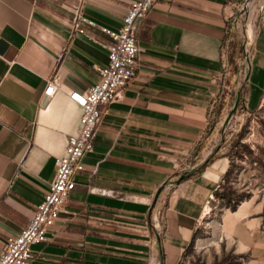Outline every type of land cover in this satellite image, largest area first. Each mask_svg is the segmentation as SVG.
<instances>
[{
    "label": "crops",
    "instance_id": "0c3cea01",
    "mask_svg": "<svg viewBox=\"0 0 264 264\" xmlns=\"http://www.w3.org/2000/svg\"><path fill=\"white\" fill-rule=\"evenodd\" d=\"M132 1L84 0L83 10L117 27ZM244 1L159 0L140 20L137 77L105 107L86 168L30 264L187 263L233 163L213 151ZM80 2L0 0V253L43 201L81 124L83 107L69 91L90 88L97 67L109 62L107 48L73 31ZM256 19L245 101L251 111L264 103V7ZM90 32L105 38L98 27ZM55 70L63 87L46 95ZM221 224L243 256L237 264H264V197L226 209Z\"/></svg>",
    "mask_w": 264,
    "mask_h": 264
},
{
    "label": "built area",
    "instance_id": "2783aa9c",
    "mask_svg": "<svg viewBox=\"0 0 264 264\" xmlns=\"http://www.w3.org/2000/svg\"><path fill=\"white\" fill-rule=\"evenodd\" d=\"M83 1L72 8L73 31L87 34L91 40L107 48L109 62L97 67L99 80L90 88L85 91H69L70 97L83 107L81 124L76 134L69 135L66 154L57 159L55 177L29 223L18 234L7 238L0 253V264H30L35 255L33 246L48 239L49 228L59 218L70 192L76 187L77 175L86 168L84 157L94 148L96 131L105 107L111 102L120 100L123 90L137 77L142 52L138 41L140 20L159 2V0H133L128 6L122 24L109 27L99 25L94 18L88 16L83 10ZM95 27L101 30L105 38L90 32V28ZM246 52L244 73L247 80L251 49H247ZM62 87L61 76L55 70L48 78L44 92L46 95H53ZM214 198L213 195L211 199Z\"/></svg>",
    "mask_w": 264,
    "mask_h": 264
},
{
    "label": "rangeland",
    "instance_id": "374dc122",
    "mask_svg": "<svg viewBox=\"0 0 264 264\" xmlns=\"http://www.w3.org/2000/svg\"><path fill=\"white\" fill-rule=\"evenodd\" d=\"M263 4L264 0L243 2L239 20L236 21L239 26L238 37L229 49L232 71L230 83L233 86L222 117V127L218 128L217 147L213 153L225 152L233 158L230 172L219 191L221 194L231 192L232 197H236L235 194H243L244 198L253 194L264 197V103L254 111L246 107L247 80L244 73L246 50L251 49L253 39L251 29L254 34L256 18ZM237 86L238 92L235 89ZM255 100H259V97L254 95L252 107ZM230 208L228 197L218 194L207 205L202 239L200 244H195L190 250L186 264H237L242 260L243 256L237 252L234 242L226 239L221 224L222 214Z\"/></svg>",
    "mask_w": 264,
    "mask_h": 264
},
{
    "label": "trees",
    "instance_id": "16d2710c",
    "mask_svg": "<svg viewBox=\"0 0 264 264\" xmlns=\"http://www.w3.org/2000/svg\"><path fill=\"white\" fill-rule=\"evenodd\" d=\"M218 195H222V196H227L229 201L231 202V207L232 209H235L237 207V204L240 202V200H242L244 198L243 194H235L236 197H232V193L229 192L228 194H221L219 191H217Z\"/></svg>",
    "mask_w": 264,
    "mask_h": 264
},
{
    "label": "bare ground",
    "instance_id": "6f19581e",
    "mask_svg": "<svg viewBox=\"0 0 264 264\" xmlns=\"http://www.w3.org/2000/svg\"><path fill=\"white\" fill-rule=\"evenodd\" d=\"M252 22V21H251ZM253 27V26H252ZM255 30V29H254ZM249 31H250V29H249ZM251 32H252V36H253V29H251ZM250 36H251V34H250Z\"/></svg>",
    "mask_w": 264,
    "mask_h": 264
}]
</instances>
